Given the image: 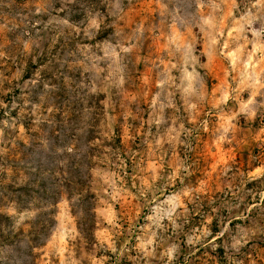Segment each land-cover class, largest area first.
I'll list each match as a JSON object with an SVG mask.
<instances>
[{
	"label": "rangeland",
	"instance_id": "obj_1",
	"mask_svg": "<svg viewBox=\"0 0 264 264\" xmlns=\"http://www.w3.org/2000/svg\"><path fill=\"white\" fill-rule=\"evenodd\" d=\"M33 260L264 264V0H0V264Z\"/></svg>",
	"mask_w": 264,
	"mask_h": 264
},
{
	"label": "trees",
	"instance_id": "obj_2",
	"mask_svg": "<svg viewBox=\"0 0 264 264\" xmlns=\"http://www.w3.org/2000/svg\"><path fill=\"white\" fill-rule=\"evenodd\" d=\"M83 159H80L77 163V167H76V175L77 177L79 178L78 179V182L75 183V186L76 187V190L79 192V191H84L85 189H87V182H88V177H89V173L87 172V169L86 170H83ZM91 161H88V166L91 167L90 165ZM50 221L48 222H45V223H42L43 225V228L41 229V231H37L35 232V234H44L45 236H48V233H47V227L49 225L53 226V222H54V218H50L49 219ZM41 237H37L36 239L34 240H37L35 241L38 245H43V243H41L42 241H39ZM37 246V245H36ZM35 247V246H34ZM34 260L31 262V264H33Z\"/></svg>",
	"mask_w": 264,
	"mask_h": 264
}]
</instances>
